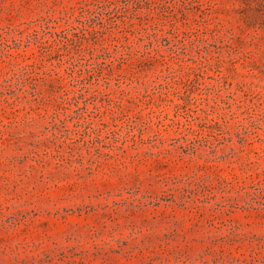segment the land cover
<instances>
[{"label": "rangeland", "instance_id": "rangeland-1", "mask_svg": "<svg viewBox=\"0 0 264 264\" xmlns=\"http://www.w3.org/2000/svg\"><path fill=\"white\" fill-rule=\"evenodd\" d=\"M0 264H264V0H0Z\"/></svg>", "mask_w": 264, "mask_h": 264}, {"label": "trees", "instance_id": "trees-1", "mask_svg": "<svg viewBox=\"0 0 264 264\" xmlns=\"http://www.w3.org/2000/svg\"><path fill=\"white\" fill-rule=\"evenodd\" d=\"M83 37H84V38H86V35H85V34H83ZM87 71H89V70H87Z\"/></svg>", "mask_w": 264, "mask_h": 264}]
</instances>
